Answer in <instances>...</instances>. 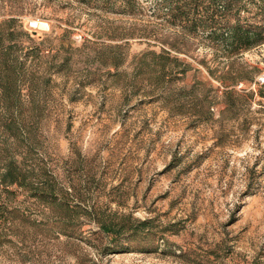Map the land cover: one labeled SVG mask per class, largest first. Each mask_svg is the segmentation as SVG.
Instances as JSON below:
<instances>
[{
	"label": "rangeland",
	"instance_id": "374dc122",
	"mask_svg": "<svg viewBox=\"0 0 264 264\" xmlns=\"http://www.w3.org/2000/svg\"><path fill=\"white\" fill-rule=\"evenodd\" d=\"M181 1L0 0V172L71 208L0 184V264H264V0Z\"/></svg>",
	"mask_w": 264,
	"mask_h": 264
},
{
	"label": "trees",
	"instance_id": "16d2710c",
	"mask_svg": "<svg viewBox=\"0 0 264 264\" xmlns=\"http://www.w3.org/2000/svg\"><path fill=\"white\" fill-rule=\"evenodd\" d=\"M164 3L168 5V10L172 14L175 15L176 13V15L180 17H184L186 15L185 8L187 4L182 2L181 0H164ZM231 6L232 4L230 3V0H227L226 4L224 6H221L220 9H223L224 12H226L231 8ZM210 10L211 13L207 15V20L213 25L211 29H215L214 25L216 24V17L220 13V10H218V5H214V3L211 6ZM218 30L223 31L222 29L216 27V29L212 31L211 35H216ZM225 31L226 33L221 35L220 38L225 47V52H227L229 55H238L243 51H247L255 46L262 44V42L264 41L263 29L252 30L241 25L240 23L235 24L234 26L228 28V30H224V32ZM0 85L3 86L2 83H0ZM234 95V92L225 93V96L229 99ZM4 169L5 170L3 173L0 172L1 185L6 187L10 185H18L22 188L28 189L29 191H34L35 195L39 198L51 197L53 200L50 202V204L62 208V210L67 211V214L71 212V208L68 203L62 202L61 200L58 201V195H54L56 190L53 185H49V189L46 188V184H33V186L30 185V183H28L29 176L26 171H24L14 162L7 163L4 166ZM94 212L96 213V217L100 218L102 216L101 213H97L96 210H94ZM91 213L93 214V212ZM85 214L88 215L89 213L85 211ZM67 218L71 217L67 215L66 219ZM98 222L105 233H109L114 236V241H117L122 237H126L125 239L128 241L136 240L140 235H145V238L147 239L150 236V234L147 233L151 231L153 224L152 220L132 222L129 218L121 220L114 219L108 221L98 220ZM114 250H118V248H114Z\"/></svg>",
	"mask_w": 264,
	"mask_h": 264
},
{
	"label": "built area",
	"instance_id": "2783aa9c",
	"mask_svg": "<svg viewBox=\"0 0 264 264\" xmlns=\"http://www.w3.org/2000/svg\"><path fill=\"white\" fill-rule=\"evenodd\" d=\"M260 84H263L264 83V79H260Z\"/></svg>",
	"mask_w": 264,
	"mask_h": 264
}]
</instances>
